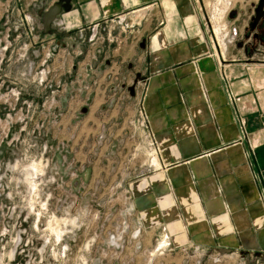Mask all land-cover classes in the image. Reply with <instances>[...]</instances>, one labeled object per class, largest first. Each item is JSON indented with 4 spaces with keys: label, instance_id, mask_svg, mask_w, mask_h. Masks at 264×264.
<instances>
[{
    "label": "crops",
    "instance_id": "1",
    "mask_svg": "<svg viewBox=\"0 0 264 264\" xmlns=\"http://www.w3.org/2000/svg\"><path fill=\"white\" fill-rule=\"evenodd\" d=\"M6 1L12 12L35 16L57 5L55 29L73 32L45 45L61 46L49 68L57 77L64 58L75 80L86 76L82 64L96 72L106 61L103 75L86 76L88 86L72 92L75 117L88 100L75 138H128L146 157L148 167L129 190L143 244H170L152 255L186 264L198 247L204 264H264V55L250 57L239 44L251 8L230 18L218 39L200 0H23L20 9L17 0ZM3 2L0 62L7 49ZM70 49L74 56L61 53ZM66 100L62 110H70Z\"/></svg>",
    "mask_w": 264,
    "mask_h": 264
},
{
    "label": "rangeland",
    "instance_id": "2",
    "mask_svg": "<svg viewBox=\"0 0 264 264\" xmlns=\"http://www.w3.org/2000/svg\"><path fill=\"white\" fill-rule=\"evenodd\" d=\"M17 1L20 9L23 0ZM200 2L211 35L221 38L230 19L226 0ZM248 2L233 0V11L251 8ZM3 3L1 30L8 50L0 62V264H175L170 263L174 255H152L156 244L145 246L141 239L129 183L148 167L146 157L128 138H75V119L81 124L87 112L75 117L72 92L88 86L86 76L99 77L106 61L96 72L82 64L86 76L75 80L72 60L64 58L65 73L57 77L49 68L61 46L45 45L51 36L65 41L73 32L57 31L55 19L46 26L44 15L12 12ZM246 33L250 29L239 41L250 57H262L264 40L248 43ZM62 96L70 110L61 109Z\"/></svg>",
    "mask_w": 264,
    "mask_h": 264
},
{
    "label": "water",
    "instance_id": "3",
    "mask_svg": "<svg viewBox=\"0 0 264 264\" xmlns=\"http://www.w3.org/2000/svg\"><path fill=\"white\" fill-rule=\"evenodd\" d=\"M253 11V16L250 20V23L247 27V30L250 29V34L246 33V39H252V41L260 39L264 40V0H259L256 4H253L250 11ZM58 11L57 5L53 6L48 12L44 15V22L46 26L49 25L51 20H53ZM237 13L236 10L232 11L229 15L232 18ZM242 46V43H239ZM82 113L87 112V108L81 110ZM139 232L136 233V236Z\"/></svg>",
    "mask_w": 264,
    "mask_h": 264
},
{
    "label": "built area",
    "instance_id": "4",
    "mask_svg": "<svg viewBox=\"0 0 264 264\" xmlns=\"http://www.w3.org/2000/svg\"><path fill=\"white\" fill-rule=\"evenodd\" d=\"M234 4H233V0H226V3H225V13L227 16L230 15V13L233 11V7ZM237 14V13H236ZM231 37H232V40H235V38H237V35L236 33H232L231 34ZM169 242H165V243H156V246H155V249H154V252L155 253H158L160 251H163L165 252L170 246H169ZM190 256H187V262L186 264H189L190 263V260L191 258H195V261H193L192 263L193 264H204V261H205V255H201L200 254V249L198 247H195L194 250H193V253L189 254ZM212 258V256H208V258ZM184 264V263H183ZM238 264H247L245 263L244 261H241L239 262ZM255 264H259L258 262H256ZM263 264V263H261Z\"/></svg>",
    "mask_w": 264,
    "mask_h": 264
}]
</instances>
